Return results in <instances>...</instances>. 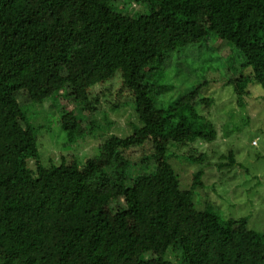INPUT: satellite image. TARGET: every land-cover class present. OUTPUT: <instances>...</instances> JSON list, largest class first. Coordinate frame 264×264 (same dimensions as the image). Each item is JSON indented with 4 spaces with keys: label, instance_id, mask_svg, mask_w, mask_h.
I'll return each mask as SVG.
<instances>
[{
    "label": "trees",
    "instance_id": "16d2710c",
    "mask_svg": "<svg viewBox=\"0 0 264 264\" xmlns=\"http://www.w3.org/2000/svg\"><path fill=\"white\" fill-rule=\"evenodd\" d=\"M119 1L0 0V264H264V233L209 198L208 174L221 172L229 184L223 169L237 165L231 153L213 170L212 150L197 147L218 138L199 112L215 102L201 94L209 83L171 97L166 80L175 55L194 46L217 52L220 42L234 50L225 86L237 106H251L252 87L264 91V0ZM142 20L152 24L148 32ZM116 55L125 64L112 70ZM105 86L103 95L94 92ZM50 98L74 107L63 112L65 129L87 116L94 118L90 131L100 129L109 104L103 99L128 125L135 123L127 112L140 125L127 137L99 135L96 158L62 156L35 170L25 159L37 149L41 126L25 106ZM135 148L143 152L134 162L126 152ZM201 191L204 206L196 201ZM123 202L138 225L127 235L104 219Z\"/></svg>",
    "mask_w": 264,
    "mask_h": 264
},
{
    "label": "rangeland",
    "instance_id": "374dc122",
    "mask_svg": "<svg viewBox=\"0 0 264 264\" xmlns=\"http://www.w3.org/2000/svg\"><path fill=\"white\" fill-rule=\"evenodd\" d=\"M121 2L122 0L119 1V3ZM141 23L145 25L144 28L146 27L147 32L151 29L150 22L142 20ZM219 43L217 42L215 45L219 47L217 52H214L210 45L203 48L194 46L180 54L184 56L178 58V55H175L171 59L172 66L168 69L166 80L173 85V90L168 92V96L176 97L182 92L184 94L203 81L209 83L203 88L201 94L213 98L215 102L209 108L202 105L199 112L216 126L218 138L205 146H203L204 143H197V147L202 148L201 150H212L209 162L212 164L213 170H216V164L223 161L221 156L233 153L237 162L232 171L227 168L223 169L228 172V176H232L229 184L221 183V179H219L221 172L217 174L214 171L215 174L213 172L208 174L209 177H206L205 181L211 188L209 198L216 203L222 211L221 213L235 219L249 217L250 228L264 233V91L261 86L255 85L251 89V97L247 99L251 106H246V108L237 106L233 87L225 86L226 80L230 77L226 73V65L229 63V57L234 54V50H229L224 44L219 45ZM36 56L39 57L40 54L38 53ZM178 61L184 63L185 66L177 67L176 62ZM124 64L122 56L116 55L111 62L112 70L124 66ZM119 76L120 72H117L110 82L115 80L116 83ZM118 85L116 84L115 88ZM94 92L103 95L106 93V86L98 87ZM20 98L23 104H29V99L23 93ZM105 101L109 104L102 106L105 114L99 116L104 123H101L100 129L96 131H90L89 121L94 119L90 116L81 118L77 124L78 127L74 130L65 129L64 122L61 120L63 112L64 110L70 112L74 107L62 98L56 100L50 98L44 106H25L33 123L41 126L38 133L37 149L25 159L29 166L35 170L41 169L48 165L51 159L54 163L59 164L62 156H66L68 159L75 156L79 158L80 162H83L87 158H96L99 154V146L102 143L99 135L103 136L101 137L103 140L109 134H118L121 137L131 135L140 122H134V117L130 112H127V120L130 123H135L128 125L125 117H119L116 115V109L115 111L110 109L112 102L108 99L102 100L103 103ZM58 103H60L59 107L56 106ZM124 105L128 106L124 108L125 110H129L133 106L130 103ZM107 119L115 122L108 126L111 130L102 128L107 127V122H105ZM108 127L107 129H109ZM104 136L106 137L104 138ZM149 149L150 146L147 144L145 150ZM142 152L143 150L135 148L128 150L126 156L135 162L142 156ZM179 153L182 154L183 151H179ZM224 161L228 162V160ZM171 163L174 167L176 164L178 169L182 167L178 161L171 160ZM245 168H248L250 173H243ZM191 169L193 168L191 167ZM187 172L189 173L188 170ZM255 176H259L261 186H256L258 181L254 179ZM187 181L186 179L184 183H181L183 189L189 187ZM197 194L196 192V196H199ZM206 200V191H201V199L199 200L198 197L196 201H201L199 205L204 206ZM123 204L124 202L118 212L115 210L118 209L116 205L110 210L107 209L104 219L109 221L112 231L127 235L138 231V225Z\"/></svg>",
    "mask_w": 264,
    "mask_h": 264
}]
</instances>
